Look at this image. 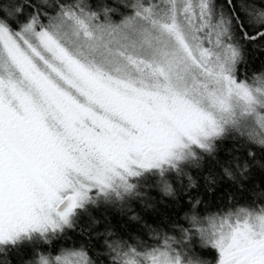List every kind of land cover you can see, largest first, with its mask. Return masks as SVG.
I'll return each instance as SVG.
<instances>
[{"label": "snow or ice", "instance_id": "1", "mask_svg": "<svg viewBox=\"0 0 264 264\" xmlns=\"http://www.w3.org/2000/svg\"><path fill=\"white\" fill-rule=\"evenodd\" d=\"M48 6L54 15L15 33L0 22V243L66 224L92 190L130 191L133 167H175L191 145L210 152L226 125L264 145V73L237 82L230 32L264 38L242 22L264 25V0H225L228 19L213 17V0H134L119 24L85 0ZM197 231L217 264H264V208L208 217ZM109 247L116 264L141 254ZM148 255L182 264L167 242ZM55 264L90 261L74 252Z\"/></svg>", "mask_w": 264, "mask_h": 264}, {"label": "trees", "instance_id": "2", "mask_svg": "<svg viewBox=\"0 0 264 264\" xmlns=\"http://www.w3.org/2000/svg\"><path fill=\"white\" fill-rule=\"evenodd\" d=\"M133 2L85 0L89 13H96L100 20L108 13L114 23L133 14ZM51 3L0 0V22L17 32L33 15H54ZM212 14L230 18L225 0H213ZM242 22L249 36L264 31V25L250 24L246 17ZM230 32L231 43L239 50L233 75L237 82L250 83L264 73V38L245 39L236 26ZM225 129L211 140L210 152L193 145L175 167L168 164L132 179V191H111L110 200L91 202L85 211L77 207L61 231L32 235L15 247L0 243V264H40L42 257L55 264L56 257L74 252H83L90 264H116L109 245L142 253L160 249L166 242L182 264H214L218 252L201 240L197 228L205 227L211 216L264 208V147L248 140L242 131L228 125ZM193 217L198 221L195 226Z\"/></svg>", "mask_w": 264, "mask_h": 264}, {"label": "rangeland", "instance_id": "3", "mask_svg": "<svg viewBox=\"0 0 264 264\" xmlns=\"http://www.w3.org/2000/svg\"><path fill=\"white\" fill-rule=\"evenodd\" d=\"M107 17H108V13H106ZM131 16V15H130ZM126 17H129V16H126ZM124 17V18H126ZM123 18V19H124ZM122 19V20H123ZM100 20V18H99ZM107 20L109 22H111L108 18ZM122 20H120L119 22L117 23H114V22H111L112 24H119ZM101 23L105 22V16L102 20H100ZM10 33H15V32H10ZM227 126V125H226ZM225 126V127H226ZM193 145H191L190 147H192ZM185 150L187 149H184V152ZM168 164H162L160 166L163 167V166H167ZM160 168H150V169H140V168H137V167H133V170L138 172L139 174L136 175V176H129V177H126V180H127V183L132 185V188L130 191H132L134 189L133 187V184L130 183L132 179H139L140 177H142L143 175H145L146 173H150L152 171H155V170H159ZM116 184H119V180L116 181ZM116 190H121L123 192H125L122 188H119V187H113V188H109L107 189L105 192H100L99 190H92L89 195H88V199L84 200V201H81L79 206H78V210H83L85 211L92 203L91 202H96V201H101V200H110L111 197H109L108 193L111 192V191H116ZM120 191V192H121ZM130 191H127V192H130ZM114 196H117V194H114ZM120 196V195H119ZM72 214V213H71ZM71 214L68 216V218L71 216ZM64 224H60V226L58 228H56L55 230L49 228L47 229L46 231L43 232V235L44 234H47L49 232H56V231H61V227L63 226ZM41 232L39 231H32V230H29L27 232H24V233H20L16 238H14L11 242H4L5 244H2V245H7V246H12V247H15L17 246V244L23 242L25 239H28V237L32 236V235H40ZM7 243V244H6ZM217 261L218 259L216 260V262L214 264H217Z\"/></svg>", "mask_w": 264, "mask_h": 264}, {"label": "clouds", "instance_id": "4", "mask_svg": "<svg viewBox=\"0 0 264 264\" xmlns=\"http://www.w3.org/2000/svg\"><path fill=\"white\" fill-rule=\"evenodd\" d=\"M228 126H230V125H228ZM225 130L226 129L224 128V131ZM256 144L260 147H264V145H262V144H259V143H256ZM184 157H185V154H184ZM181 160H183V159H181ZM178 161H180V160H178ZM176 162H177V160L172 161L173 164H175ZM149 252L150 251H145L141 254H137V256L129 255V256L125 257V260H126L127 264H140L141 260L144 261V264H152V258H151V256L148 255ZM138 257H139V259H138Z\"/></svg>", "mask_w": 264, "mask_h": 264}, {"label": "water", "instance_id": "5", "mask_svg": "<svg viewBox=\"0 0 264 264\" xmlns=\"http://www.w3.org/2000/svg\"><path fill=\"white\" fill-rule=\"evenodd\" d=\"M65 206H66V203H65L64 205H61V207H60V209H59V210H61V211H62V210H63V207H65ZM76 208H77V207H76ZM76 208H74V209H73V211H75V209H76ZM73 211H72V212H73Z\"/></svg>", "mask_w": 264, "mask_h": 264}, {"label": "bare ground", "instance_id": "6", "mask_svg": "<svg viewBox=\"0 0 264 264\" xmlns=\"http://www.w3.org/2000/svg\"><path fill=\"white\" fill-rule=\"evenodd\" d=\"M103 18H104V16H103Z\"/></svg>", "mask_w": 264, "mask_h": 264}]
</instances>
